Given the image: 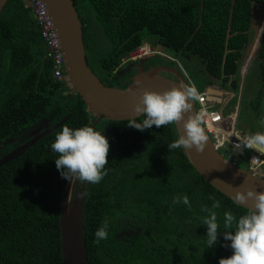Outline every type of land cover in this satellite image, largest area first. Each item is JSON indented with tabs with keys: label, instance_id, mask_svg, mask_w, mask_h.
Segmentation results:
<instances>
[{
	"label": "trees",
	"instance_id": "trees-1",
	"mask_svg": "<svg viewBox=\"0 0 264 264\" xmlns=\"http://www.w3.org/2000/svg\"><path fill=\"white\" fill-rule=\"evenodd\" d=\"M72 1L82 23L88 66L104 86L121 90L131 84L138 62L124 72L119 66L148 35L156 38V47L171 51L191 70L199 64L208 86L215 83L237 94L264 9V0ZM83 2L93 10L108 49L91 64L88 54L95 36L89 35L79 13ZM150 60L143 64L146 71L162 65ZM253 61L264 75V26L251 65ZM52 69L24 0H9L0 14V160L27 142L19 140L42 121L49 120L52 131L0 167V264H63L59 221L68 180L56 168L58 153L51 144L64 125L92 126L96 117L77 94H67L68 83L52 79ZM256 95L248 106L251 120L261 113L262 95ZM129 122L103 120L95 126L110 144L107 175L97 184H77L84 183L86 191L88 264H219L231 256L233 250L224 246L231 243L223 239L224 213L239 218L248 210L204 182L183 148L169 150L167 145L178 139L174 124L140 131ZM178 194L189 197L191 210L172 204ZM210 196L220 201L215 209L220 230L217 243L207 248V228L202 225L207 213L201 208H212ZM105 220L108 238L97 245L95 232Z\"/></svg>",
	"mask_w": 264,
	"mask_h": 264
},
{
	"label": "water",
	"instance_id": "water-1",
	"mask_svg": "<svg viewBox=\"0 0 264 264\" xmlns=\"http://www.w3.org/2000/svg\"><path fill=\"white\" fill-rule=\"evenodd\" d=\"M8 1L9 0H0V14ZM42 1L47 7L60 42L65 59V68L67 80L70 83L69 85L73 92L81 98L87 111L96 117V121L92 125L94 128L103 120L110 122L130 121L131 118L136 115L134 107L139 102L144 91L163 92L165 90H170L174 86L178 87L180 85L176 81L157 76L158 73L166 71L176 75L175 70L170 71L164 68V66H158L146 71L143 64L147 60L154 58L150 57L138 61L139 65L131 79V84L126 89L121 90L104 86L96 78L87 64L85 45L82 36V23L74 8L73 1ZM157 48L162 52L165 51V48L161 45H158ZM180 76L181 78L183 77L182 75ZM242 78L237 113L241 103L244 77ZM220 95H222L221 92H215L211 89L208 90L207 94L208 99ZM195 113H198V110L193 102L191 114ZM188 115V113L184 115V120L187 119ZM141 117L143 116L136 117V120ZM183 123V120L174 123L178 138L180 135L185 134ZM51 131L52 130H47L35 137L27 144V147L35 144L39 139L47 136ZM20 148L21 147L4 156L0 160V167L18 157L21 153L17 156H15V154L19 152ZM183 151L189 164L204 182L229 199L236 206L246 210L252 206L251 200L245 205L235 202V194L237 191L246 192L247 189L251 188L257 192H264V178L251 174L248 169L242 170L237 167L235 163L227 160L225 155L220 154L215 149L210 138L203 152H197L195 148L189 150L183 149ZM261 157L264 158V155H261ZM73 184L74 180L72 183L71 181H67L62 197L59 221L61 256L63 264H88L83 227L86 191L84 186H82L81 190L74 192ZM78 194H82V200L78 201L74 199L72 201V198L74 196L78 197Z\"/></svg>",
	"mask_w": 264,
	"mask_h": 264
},
{
	"label": "clouds",
	"instance_id": "clouds-1",
	"mask_svg": "<svg viewBox=\"0 0 264 264\" xmlns=\"http://www.w3.org/2000/svg\"><path fill=\"white\" fill-rule=\"evenodd\" d=\"M201 99V93L197 86L189 81L187 84L174 86L163 92L144 91L139 102L134 107L135 116L131 118L128 126L144 131L155 125L157 128L168 124L184 121L185 134L180 135L172 143L168 144L169 150L192 149L203 152L209 137L205 133V112L191 114L193 102ZM188 117L184 120V115ZM144 119L137 122L136 117ZM239 143L235 149L241 153L245 149L253 150L264 155V131H258L250 135L238 138ZM54 152L58 153L55 159L56 168L62 178L68 181L78 180L91 184H97L107 175L105 165L108 164L110 144L103 132L96 130L91 125L80 128H70L64 125L56 134L51 144ZM253 160L257 157H253ZM212 208L203 206L202 212L207 213L202 218V225L207 228V248L213 247L218 241V214L215 209L220 207V201L214 197ZM252 201V206L247 213L237 218L231 211L223 216V239L230 241L233 254L227 258H221L219 264H264V192L247 189L246 192L237 191L235 202L245 205ZM184 204L191 210V204L187 195L178 194L172 200V204ZM108 222L103 221L95 232V243L99 245L101 240L108 238ZM234 233V234H233Z\"/></svg>",
	"mask_w": 264,
	"mask_h": 264
},
{
	"label": "rangeland",
	"instance_id": "rangeland-1",
	"mask_svg": "<svg viewBox=\"0 0 264 264\" xmlns=\"http://www.w3.org/2000/svg\"><path fill=\"white\" fill-rule=\"evenodd\" d=\"M260 12L262 15V19L259 22V27H257V25H255V29H257V33L255 34L253 42L250 45L249 52H248V58L245 61L244 65L242 66V70H241V74H240V76H241L240 79H242V77H244V82L242 85L243 88H242V93H241V98H242V94H243V98H242V102H241V112H240V119H239L240 122L241 121L245 122V120H247L248 122L251 121V117H250V114L248 111V109H249L248 106L250 104V101H253V99H255V96L253 95V89L256 90L257 85H256V87H254V83L257 82L259 84V88L262 87L261 79L257 80L259 75L262 73L260 70V67L254 61L252 62V65L250 64V60L253 58L254 50H256V47L259 43V40L261 37V31H262V28L264 26V9H261ZM79 13L81 14L84 21L86 22L89 35H91L92 37L95 36V41L93 42V47L91 48V50H92L91 54L90 55L88 54V62H89V64H91L92 61H94L96 59V57H98L100 55H104L108 49H107V46L105 45L106 41H105L104 37L101 36L100 29H99V27L95 21L93 10L88 6V4L86 2L82 3L80 10H79ZM142 40L144 41L145 45H147L149 47H155L156 48V38L155 37L143 35ZM90 46H92V42H90ZM162 58L166 59L167 62H161L157 56H156V58H153L154 60H150V62H152V61H154L155 63L160 62L162 64L160 67L164 66V68H166L170 71L175 70L176 75H174L171 72L166 71V72L158 73L157 76H160V77L172 80V81H176V82H178V84H182V83L187 84V83H189V81H191L192 83H194L197 86V88L201 94L205 93V90L207 89L208 84H209V78L206 74L201 72L199 64L197 66L193 65V69H195V70H191L190 68L192 66L188 67L187 64H185V62L182 59L175 57V55L169 50H165L164 57H162ZM175 59L182 66V69L186 73V77L181 78L180 71H182V69H181V67L176 66V63H175L176 60ZM129 64H131V63L122 62L119 66V69H123L122 72H124L125 70L127 71V69L130 67ZM138 65L136 66V69H137ZM181 80H182V82H181ZM69 84L70 83L68 82L67 94H73V90ZM211 86L217 87L215 83ZM239 93H240V90H239ZM238 96H239V94H238ZM237 101H238V99H237ZM194 103H196V101H194ZM260 107H261L260 116L254 121V124H255L254 130L255 131H264V103H262V105ZM196 109L199 110L198 104H196ZM236 112H237V110H236V108H234L233 115L234 114L236 115ZM238 113H239V111H238ZM248 122H246V123H248ZM239 129L240 130L242 129L241 124L239 125ZM47 130H49V120L42 121L37 127L29 129L27 131V133L23 135L22 139L19 140V142H22L23 140H28V141L23 143V145L19 149V152H17L15 154V156H17L18 154L22 153L25 149H27L28 148L27 144L31 140H33L35 137L39 136L43 131H47ZM220 153L222 155H225L227 160L235 163V165L237 167H239L240 169H242V170L248 169L244 152L243 153L238 152L236 154L234 151H232V152H230L231 154H228V151H226V149H225V150H221ZM249 172L251 174H254L255 176H258L260 178H264V166H262L260 168H256L254 171H252L250 169ZM77 184H78V180H74V184H73V191L74 192L81 190L82 186H84V189H85L84 183H81L80 186H78ZM74 199L81 201L82 200V194H78V197L74 196L72 198V201Z\"/></svg>",
	"mask_w": 264,
	"mask_h": 264
},
{
	"label": "built area",
	"instance_id": "built-area-1",
	"mask_svg": "<svg viewBox=\"0 0 264 264\" xmlns=\"http://www.w3.org/2000/svg\"><path fill=\"white\" fill-rule=\"evenodd\" d=\"M24 6L31 12L32 17L35 20L36 27L39 30L40 37L45 48V58H47L52 63V79L54 81L68 83L64 55L62 53L60 42L46 5L42 0H24ZM156 56L164 57V53H162V51L157 47H149L144 44L134 52L130 53L125 60H122V62L133 63ZM175 63L176 66L181 67L178 62L175 61ZM182 73L186 77V73L183 69ZM197 104L199 105L198 112L201 110L205 112L203 126L215 149L219 153L221 150L225 149L228 151V154H231L230 152L232 151H234L236 154L240 152L234 147L235 144L239 143V140L236 139L237 137L235 135L237 123L234 121L232 132H229L224 128V126H221L219 123L220 117L218 116L219 118H217L215 116L217 113L210 112L206 106L205 93L201 94V99L197 100ZM245 126L246 125H242L243 130H245ZM243 152L245 153L248 171H250V169L254 171L256 168L264 166V158L261 157L260 154L248 149H245ZM253 157H257V159L253 160Z\"/></svg>",
	"mask_w": 264,
	"mask_h": 264
},
{
	"label": "crops",
	"instance_id": "crops-1",
	"mask_svg": "<svg viewBox=\"0 0 264 264\" xmlns=\"http://www.w3.org/2000/svg\"><path fill=\"white\" fill-rule=\"evenodd\" d=\"M243 79V78H242ZM242 79H240L242 81ZM213 85V84H212ZM217 87H213V86H208L207 89L205 90V94H206V104H209L213 109L215 110H210V112H215L217 113V115H215L217 118H219V123L221 126H224L225 129H227L229 132H232V126L234 125V121L235 123H237V127H236V131H235V135H236V139L238 138H242L243 136H245L246 134H248V125L246 122L244 121H239L240 119V112L237 115H233V111L234 108H236L237 110V106H238V101H239V96L237 94H239V92L237 94H234L233 92H230L228 89L224 90L223 88L219 87L218 85H216ZM214 90L215 92H221L222 95L220 96H214L211 99H208V90ZM240 90V89H239ZM218 95V94H215ZM210 98V97H209ZM236 99V105H234V107L232 106L233 101ZM238 99V101H237ZM217 102V103H216ZM216 103V104H215ZM241 105V103H240ZM233 108V109H232ZM240 109V107H239ZM232 110V111H231ZM227 111H231V114L228 117H225V113ZM237 113V112H236ZM219 116V117H218ZM246 125L245 126V130L243 129H239V125Z\"/></svg>",
	"mask_w": 264,
	"mask_h": 264
},
{
	"label": "flooded vegetation",
	"instance_id": "flooded-vegetation-1",
	"mask_svg": "<svg viewBox=\"0 0 264 264\" xmlns=\"http://www.w3.org/2000/svg\"><path fill=\"white\" fill-rule=\"evenodd\" d=\"M152 68V67H151ZM261 79V81H262V87L261 88H259V84L257 83V82H255L254 83V87H256V85H257V87H256V90H254L253 89V95L255 96V98H257V95H256V93L257 94H261L262 96H261V98H260V102H261V104L262 103H264V75L261 73L260 75H259V77L257 78V80H260ZM263 79V80H262ZM254 100V99H253ZM251 102V101H250ZM254 121L255 120H251L249 123H247V125H248V134H246V135H250V134H253V133H255V132H258V131H255L254 130V126H255V124H254ZM40 124V123H39ZM39 124H37V125H35L34 127H32V128H35V127H37ZM31 129V128H30Z\"/></svg>",
	"mask_w": 264,
	"mask_h": 264
}]
</instances>
